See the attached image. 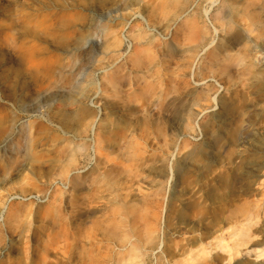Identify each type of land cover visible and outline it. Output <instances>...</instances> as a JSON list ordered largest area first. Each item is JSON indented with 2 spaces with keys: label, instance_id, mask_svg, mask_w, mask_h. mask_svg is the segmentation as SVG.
<instances>
[{
  "label": "rangeland",
  "instance_id": "1",
  "mask_svg": "<svg viewBox=\"0 0 264 264\" xmlns=\"http://www.w3.org/2000/svg\"><path fill=\"white\" fill-rule=\"evenodd\" d=\"M250 4L264 21V0H0V264H122L103 228L149 221L158 200L152 251L131 264H264ZM219 12L232 31H214ZM218 44H248L253 66L210 65Z\"/></svg>",
  "mask_w": 264,
  "mask_h": 264
},
{
  "label": "bare ground",
  "instance_id": "2",
  "mask_svg": "<svg viewBox=\"0 0 264 264\" xmlns=\"http://www.w3.org/2000/svg\"><path fill=\"white\" fill-rule=\"evenodd\" d=\"M252 4L247 6L248 13L253 16L252 22L253 25L259 27V36H264V21L263 19L257 18V15H259L258 11L256 9H251L250 6ZM260 16V15H259ZM252 18V17H251ZM213 22V21H212ZM226 22V16H220V12L216 14L215 16V23H213V28L215 32H218V28H220L223 24ZM226 25L227 31H232V26ZM214 32V35H216ZM206 30L202 28V30H199L197 28H192L190 31L189 36L187 39L197 45H195V49L201 48L200 39L202 37H205ZM208 36V35H206ZM215 42L214 39L211 40L209 43L212 45ZM246 46L249 48H245L243 50L244 52H239L237 57H234L230 52L223 51V45L218 44L211 52L209 57V64L213 65L215 63H218L219 61L224 60H232L236 62L237 64L242 65L246 70H248L251 66H253L254 63L248 62L246 58L248 57L247 51L250 50V47L248 44ZM209 47L203 45L201 51L207 50ZM149 56V60L155 59V55L151 52L147 53ZM131 59L138 64L140 62V56L139 51H135L132 55ZM195 60L192 61V65H195ZM200 95L203 93H199ZM126 209V208H125ZM144 209L136 210V215L134 216L132 221L128 220L127 216H121L120 219L116 220H110L108 225L106 226L105 232L107 235L111 238H118L120 242L123 244V250L126 248L127 255L122 258V264H131L134 259L136 258H144L146 255L149 254L152 249L149 248V246L154 245L156 240V226L158 224V221L162 217L163 208L161 201L158 200L153 210L151 211V215L149 218V221L146 216H144ZM147 221V222H146ZM146 222L147 227L141 229V223ZM245 232L244 231H236L234 233L235 236H242ZM124 255V254H123ZM202 262L199 264H205V259L201 260Z\"/></svg>",
  "mask_w": 264,
  "mask_h": 264
}]
</instances>
